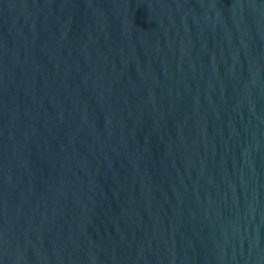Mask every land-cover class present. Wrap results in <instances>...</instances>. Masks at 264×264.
Masks as SVG:
<instances>
[{
  "label": "water",
  "instance_id": "95a60500",
  "mask_svg": "<svg viewBox=\"0 0 264 264\" xmlns=\"http://www.w3.org/2000/svg\"><path fill=\"white\" fill-rule=\"evenodd\" d=\"M0 264H264V0H0Z\"/></svg>",
  "mask_w": 264,
  "mask_h": 264
}]
</instances>
